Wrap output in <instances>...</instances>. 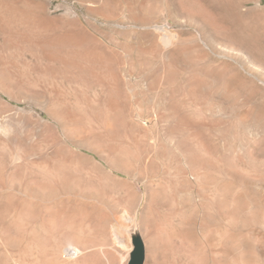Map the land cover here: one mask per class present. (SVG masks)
Instances as JSON below:
<instances>
[{"label": "rangeland", "instance_id": "374dc122", "mask_svg": "<svg viewBox=\"0 0 264 264\" xmlns=\"http://www.w3.org/2000/svg\"><path fill=\"white\" fill-rule=\"evenodd\" d=\"M135 230L264 264V0H0V264H127Z\"/></svg>", "mask_w": 264, "mask_h": 264}, {"label": "water", "instance_id": "95a60500", "mask_svg": "<svg viewBox=\"0 0 264 264\" xmlns=\"http://www.w3.org/2000/svg\"><path fill=\"white\" fill-rule=\"evenodd\" d=\"M133 249L130 252V257L127 264H145L147 258L146 242L139 230L132 233Z\"/></svg>", "mask_w": 264, "mask_h": 264}, {"label": "bare ground", "instance_id": "6f19581e", "mask_svg": "<svg viewBox=\"0 0 264 264\" xmlns=\"http://www.w3.org/2000/svg\"><path fill=\"white\" fill-rule=\"evenodd\" d=\"M50 114H51V113H50ZM99 154H100V153H99ZM108 163H109V162H108ZM111 164H112V163H111ZM111 164H110V165H111ZM111 167H112V166H111ZM117 168H119V167H117Z\"/></svg>", "mask_w": 264, "mask_h": 264}]
</instances>
